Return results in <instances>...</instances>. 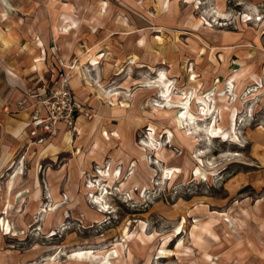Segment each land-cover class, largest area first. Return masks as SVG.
Here are the masks:
<instances>
[{"label":"rangeland","instance_id":"374dc122","mask_svg":"<svg viewBox=\"0 0 264 264\" xmlns=\"http://www.w3.org/2000/svg\"><path fill=\"white\" fill-rule=\"evenodd\" d=\"M0 11L9 12L0 19V85L7 75L15 83L10 105L51 85L62 58L83 106L78 131L36 143L26 108L6 112L0 92V264H89L70 256L89 249L116 264L264 262V0H0ZM67 16L78 28L57 33ZM100 55L96 71L86 62ZM161 73L173 96L227 92L212 105L230 133L238 112L239 140L186 135L180 108L164 107L155 89ZM99 171L120 180L99 187ZM102 197L106 212L92 204ZM161 251L176 256L158 259Z\"/></svg>","mask_w":264,"mask_h":264},{"label":"bare ground","instance_id":"6f19581e","mask_svg":"<svg viewBox=\"0 0 264 264\" xmlns=\"http://www.w3.org/2000/svg\"><path fill=\"white\" fill-rule=\"evenodd\" d=\"M53 1H57V0H53ZM104 9H107L108 7V2L104 3ZM165 6V8H167L168 4L166 2V4H163V7ZM63 22H64V26L62 28L57 27L55 30L57 33H62L64 35H69L73 32L74 29H77L79 26V23L75 20H73V18L67 16V17H62ZM143 42V41H141ZM102 55L98 56V57H93L90 56L89 59H87V62L89 64V67H94V70H98L99 71V67L97 66L99 61H97L98 58H101ZM85 63V64H86ZM134 63V61H133ZM87 71H89L88 67L84 70V72L86 73ZM84 73V75H85ZM83 74V73H82ZM82 77V76H81ZM80 77V78H81ZM159 80L155 82V89H159V94L161 93L160 97L164 98V101H166L167 103L165 104L164 107H170L173 105V108H180V110H178L177 115H176V121L178 123V125L180 127H183V129H186V135L191 136L193 138L196 137V135H199L201 140H196L199 141V143L205 141L206 139L202 138L204 135H208L210 138H221L223 137L224 140L226 141H232L235 142L236 140H239V137L237 136V132H236V127H237V115L238 112H233V114H231L230 117V128L232 131V133H230L227 130H224L222 127H220V125L218 124V120L215 117V106L212 105V103L215 101V99L212 96H215V94L220 95L221 101H224L226 99L227 96V92L223 93L224 90L219 89L218 93L215 92L213 95L209 94L206 96H197L194 99H191L188 95L183 97L182 95H176L173 96V93L171 91V80L168 79L167 75H165L164 73H161V75L159 76ZM231 81V86L230 89L232 90V92H235L234 88V81ZM260 82V81H259ZM80 86V85H79ZM78 86V87H79ZM161 89V90H160ZM158 91V90H157ZM221 92V94H219ZM80 94V93H79ZM196 102L200 103L202 106L201 108H199V113H195L193 111V105L196 104ZM114 104V103H111ZM114 106V105H112ZM131 107V105L129 104H125V103H121V107ZM220 110V108H218ZM211 119V124L209 129L206 128H197L195 129L196 126H198L199 122H205L207 120ZM103 136L109 139V134L104 131L103 132ZM63 142L70 144L73 142V139L71 137V135H67L63 138ZM146 148L150 149L151 151L153 150H157L158 147L154 144H148V143H144L143 144ZM52 148H55L54 146H51ZM99 176H100V180L98 182L97 186H101L102 182H106V181H110L111 183L117 182L120 180V176H119V180L118 175H120L119 172H115L113 174L106 172V171H99L98 172ZM171 174V173H170ZM170 174L168 176H170ZM172 177L171 179H173L174 175L173 173L171 174ZM96 185L90 187L91 189H93L94 192H96L97 190H99V187H97ZM135 190H139L137 188H135ZM142 190H146L147 192V187L142 188ZM141 190V191H142ZM144 192V193H146ZM106 193L109 194L110 192L106 190V192H103L102 195ZM105 200L104 197L102 198H97L95 199L92 204L97 207L100 208V212H106V207H105ZM219 217L221 218H225V222L227 223H231L230 225H232V228H234L233 223L235 222L234 220L231 221V218L224 215V214H218ZM61 222V221H59ZM187 224V219L184 218L181 225L177 228V236L182 235L185 231L186 225ZM236 222H235V226H236ZM5 226V224H4ZM9 228V226H8ZM176 236V237H177ZM144 237H146L144 235ZM196 237V236H194ZM148 240L150 238H147ZM141 242H145L143 240V238H141ZM264 250V249H262ZM191 250L189 251H185V254H183V256H189L190 255ZM108 253H102L99 251H95L93 249H89V250H78L73 252L70 256L72 258V260L78 261V262H85L87 261L89 264H116V262H114L111 257L110 254L107 255ZM116 254L113 259H121L122 258V253L120 251H114L111 255ZM159 254H161L158 259H166V258H171L172 256H176L175 254L172 255H168V253L166 251H161ZM207 256V255H206ZM180 257V256H179ZM214 260L217 261V259L212 258L210 256H207L206 259H204V261L202 262V264H219L218 262H214ZM254 260L256 262H259L261 264H264V262H261L259 256L257 258H254ZM214 262V263H213ZM70 264V263H69ZM233 264V263H230ZM237 264H240L237 263Z\"/></svg>","mask_w":264,"mask_h":264},{"label":"built area","instance_id":"2783aa9c","mask_svg":"<svg viewBox=\"0 0 264 264\" xmlns=\"http://www.w3.org/2000/svg\"><path fill=\"white\" fill-rule=\"evenodd\" d=\"M72 70L73 66L60 58L51 85L28 96L26 102H33L30 104L33 111L27 127L34 142L43 143L48 136H56L63 129L78 131L83 106L71 85ZM18 107L23 109L26 103L20 102Z\"/></svg>","mask_w":264,"mask_h":264},{"label":"crops","instance_id":"0c3cea01","mask_svg":"<svg viewBox=\"0 0 264 264\" xmlns=\"http://www.w3.org/2000/svg\"><path fill=\"white\" fill-rule=\"evenodd\" d=\"M2 10V9H1ZM1 12V11H0ZM9 12H6V13H3V14H1L0 13V19H2V15H7ZM30 33H32V32H30ZM29 32H28V34L29 35H31ZM0 53H2V50H1V52ZM6 54V53H5ZM13 79V78H12ZM3 80V82H2V84L0 85V92H2V97L4 96V95H6V99H5V101H3L2 102V105L3 106H5L7 103L9 104H7V106H5V108H4V110L6 111V112H8L10 109H9V107L11 106V108H14V107H16V106H18L19 104H17L16 106H15V102L13 103V105H10V99H9V95H12L15 91L13 90L14 89V82H13V80H11V77L10 76H6L4 79H2ZM19 84H21V83H19ZM71 85H72V88H73V90L74 89H76V91H77V93H78V95L80 96V94L79 93H81L82 91H80V89H81V87L79 86L80 85V82H78V81H76V79L75 80H72L71 81ZM79 86V87H78ZM28 89H26V88H23V91L24 92H29V91H27ZM23 91H19V96L20 97H22V96H25L26 94L25 93H23ZM33 92H37V90H33L32 91V93ZM29 93H31V92H29ZM31 93V94H32ZM31 94H29V95H31ZM28 94L24 97L25 98V100L24 101H21V102H25L26 103V111H28V115H29V118H30V116H31V114H32V111H33V107H30V104H32L33 102H31V101H28V102H26V100H29V96ZM20 97H19V99H20ZM76 97H77V95H76ZM77 99L81 102V98L79 99L78 97H77ZM11 102H13V100H11ZM20 103V102H19ZM12 104V103H11ZM9 106V107H8ZM17 110H18V108H17ZM19 111H20V109H19ZM19 115V114H18ZM27 122L28 121H26L25 122V129H26V133H27V137H28V139H31L30 137H29V133H28V127H27ZM32 140V139H31ZM33 141V140H32ZM34 142V141H33Z\"/></svg>","mask_w":264,"mask_h":264}]
</instances>
